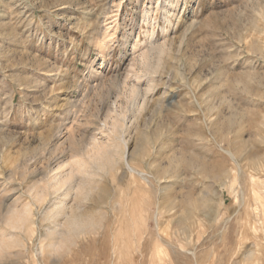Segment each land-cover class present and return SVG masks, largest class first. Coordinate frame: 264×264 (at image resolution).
Masks as SVG:
<instances>
[{
  "label": "rangeland",
  "instance_id": "374dc122",
  "mask_svg": "<svg viewBox=\"0 0 264 264\" xmlns=\"http://www.w3.org/2000/svg\"><path fill=\"white\" fill-rule=\"evenodd\" d=\"M0 264H264V0H0Z\"/></svg>",
  "mask_w": 264,
  "mask_h": 264
},
{
  "label": "bare ground",
  "instance_id": "6f19581e",
  "mask_svg": "<svg viewBox=\"0 0 264 264\" xmlns=\"http://www.w3.org/2000/svg\"><path fill=\"white\" fill-rule=\"evenodd\" d=\"M168 12V11H167ZM181 13V12H180ZM177 14V13H176ZM181 21V20H180ZM183 23V22H182ZM181 24V23H180ZM179 27V26H178ZM168 34V33H167ZM131 38V37H130ZM151 41V40H150ZM149 41V42H150ZM153 42H151L150 44H149V48L151 49V48H153L152 50H154V48L156 47V45L157 44H155V45H153L152 44ZM125 44L126 45H129L130 44V39H129V37H126V39H125ZM132 46V45H131ZM130 46V47H131ZM160 45L158 44V46L157 47H159ZM133 47H134V45H133ZM136 48V47H135ZM135 48H133V50H130V51H128L127 52V55H126V57L128 56H131V55H133V53L135 52ZM106 51V50H105ZM127 51V50H126ZM136 51H137V49H136ZM148 52L149 51H147V52H145V53H141V54H143V56L144 57H147V55H148ZM125 53V52H124ZM150 53V52H149ZM136 56H137V53H136ZM140 56H142V55H140ZM137 59V57L135 58V60ZM129 61H130V59H129ZM135 65V64H134ZM134 65H132V66H134ZM131 66V65H130ZM132 66H131V70H132ZM135 67V70H136V66H134ZM133 67V68H134ZM128 73V72H127ZM127 75V74H126ZM130 77H131V75L130 74H128ZM134 75V74H133ZM136 75V74H135ZM137 76V81H138V83H137V85H136V83L134 84V86L132 85L131 87H132V92L133 93H138V91L140 92V88H141V85L139 84V82L141 81V79H142V77L140 76H138V75H136ZM139 77V78H138ZM127 78H129L128 76H127ZM133 78V77H132ZM126 79V78H125ZM135 79V78H134ZM129 80V79H128ZM131 80V79H130ZM153 80V79H152ZM129 82V81H128ZM133 82V81H132ZM150 83V82H149ZM152 83V82H151ZM143 84V83H142ZM142 87H144V85L142 86ZM142 90V89H141ZM147 90V89H146ZM143 91V90H142ZM149 93V92H148ZM147 96V95H146ZM148 97V96H147ZM124 120H125V118H124ZM105 123V122H104ZM124 124V123H123ZM102 126H104L103 124H102ZM120 126V125H119ZM97 127H99V125L97 126ZM122 127V126H121ZM116 128V127H115ZM121 129H123V128H121ZM62 131V130H61ZM60 131V132H61ZM67 131V130H66ZM66 131H64V132H66ZM59 132V131H58ZM68 132V131H67ZM100 132V131H99ZM63 133V132H62ZM105 133V132H104ZM119 133V132H118ZM103 134V133H102ZM58 135V134H57ZM63 135V134H62ZM66 135H68V134H66ZM97 135H98V132H97ZM120 135H122V134H120ZM91 137H92V135H90ZM100 136H102V135H100ZM104 136V135H103ZM59 137V136H58ZM98 136H96V138H97ZM123 137V136H122ZM93 138V137H92ZM101 139V138H100ZM88 140H89V138H88ZM98 140V139H97ZM97 140L96 141H94V143H93V147H92V150H93V153L95 154V156L98 158L97 159V161H98V165H99V167L100 168H102V169H105V168H107L108 166H111V165H116L117 164V161H116V159L114 158V156L113 157H110L105 151H104V149H103V147H102V145L101 144H99L98 142H97ZM104 140V139H103ZM115 144V143H114ZM123 144H124V148L122 149L121 148V146L119 145V146H117L116 148H115V146H114V148H115V150H116V155L118 156V157H120V159H122L123 161H126V164H127V166H128V169L131 171V172H133V171H135V170H133V168L130 166V164L128 163L129 161H127L128 160V154H127V148H128V145H127V143L126 142H124L123 141ZM87 146H89V145H87ZM114 150V151H115ZM113 155H115V154H113ZM143 156H145V155H143ZM59 160V159H58ZM121 161V160H120ZM79 162H81V161H79ZM88 162V161H87ZM118 162H119V160H118ZM55 163V162H54ZM60 163V162H59ZM82 163V162H81ZM121 163V162H120ZM123 163V162H122ZM53 164V163H52ZM125 164V163H124ZM125 164V165H126ZM118 165V164H117ZM81 168H79V172H86V170L88 171V167H86V166H80ZM108 170V169H107ZM110 170H112V169H110ZM110 170H108V171H110ZM73 171L74 170H72L71 172H69V173H67V174H63V173H59V172H57V173H52L53 175H51L50 177H48V179L46 180L47 182H46V184L44 185L45 186V190H39L38 192H37V195H36V198H37V200H39V202L41 201H44L45 199H46V195H48L49 193H50V195H53V200H52V202H51V204L50 205H48V207L46 206V209H45V211H44V218H46V219H50V218H56L57 216H59L60 214H61V212H62V206H64V201L66 200L65 198H67L69 195H70V189H71V186H68V184L72 181V174H73ZM76 171V170H75ZM65 173V172H64ZM74 173H78V172H74ZM89 173V172H88ZM108 173V172H107ZM83 174V173H82ZM86 174V173H85ZM46 176V175H45ZM44 176V177H45ZM75 176V175H74ZM88 176V175H87ZM92 176H93V174H92ZM101 176V175H100ZM140 176H142V174L140 175ZM143 177V176H142ZM99 178V177H98ZM87 181V180H86ZM93 181V184H94V180H92ZM91 182V181H90ZM69 185H71V184H69ZM91 185V184H90ZM95 185V184H94ZM93 185V186H94ZM40 186H42V185H40ZM92 186V185H91ZM35 188V187H34ZM42 188V187H41ZM98 188V187H97ZM90 192H91V189H88V187H86V185L85 184H80L79 186H78V193H80V196H87V195H89L90 194ZM92 194V193H91ZM88 197V196H87ZM256 197L258 198V195L256 194ZM83 198V197H82ZM202 198V197H201ZM65 199V200H64ZM73 199V198H72ZM205 199V198H204ZM68 201V200H67ZM70 201H71V199H70ZM74 201V200H73ZM72 201V202H73ZM205 201V200H204ZM6 203V202H5ZM49 203V202H48ZM62 203H63V205H62ZM68 203V202H67ZM81 203H82V201H81ZM204 203V202H203ZM203 203H199V205H202ZM77 204V203H76ZM75 204V205H76ZM28 205V204H27ZM66 205V204H65ZM196 205L198 206V204H197V202H196ZM207 205V204H206ZM18 206V205H17ZM77 206V205H76ZM20 208V207H19ZM26 208H28V207H26ZM77 208V207H76ZM85 208V207H84ZM65 209H66V207H65ZM68 209V208H67ZM69 209H70V207H69ZM7 211L4 213V217H3V219H4V222L6 223V226H9V227H15L16 228V226H18V225H20L27 217H28V214H29V212L28 211H24V212H21V211H19V210H17L16 208H13V207H9V208H7L6 209ZM87 210V209H86ZM65 211V210H64ZM67 211V210H66ZM83 213V212H82ZM89 213V212H88ZM69 214V213H68ZM190 214V212H187L186 214H185V217H187L188 215ZM63 216V215H62ZM30 217V216H29ZM67 217V216H66ZM65 217V218H66ZM99 217H100V215H99ZM102 217V216H101ZM100 217V218H101ZM93 217H86V216H81V215H79V216H77L76 214L75 215H73V216H70L69 217V219H68V221H67V223H66V226H67V229H68V233H70L71 231H84L85 229H86V227H87V225L88 226H93L94 225V222H93V219H92ZM99 218V219H100ZM102 219H103V217H102ZM102 219H100L99 221H101ZM187 219H188V217H187ZM54 220V219H53ZM26 221V220H25ZM48 221V220H47ZM58 222V221H57ZM55 223H56V221H55ZM182 223H185V222H182ZM57 224V223H56ZM5 225V224H4ZM61 225H62V223H61ZM98 225V224H97ZM54 226V225H53ZM96 226V225H95ZM100 226V225H99ZM31 227V226H30ZM55 227V226H54ZM57 227V226H56ZM95 228V227H94ZM97 228V227H96ZM46 229H48V231H47V233H48V235H55V232H57L58 230L57 229H55V228H52V227H48V228H46ZM57 230V231H56ZM33 233H34V231H33ZM58 233V232H57ZM59 234V233H58ZM71 234V233H70ZM84 234H86V233H84ZM31 235V234H30ZM55 236H58V235H55ZM52 239H54V238H52ZM45 240H46V238H45ZM70 243V242H69ZM53 244V243H52Z\"/></svg>",
  "mask_w": 264,
  "mask_h": 264
}]
</instances>
